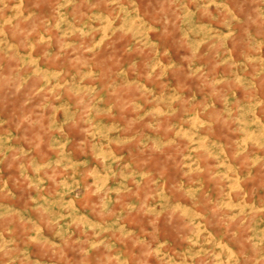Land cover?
<instances>
[{"label": "rangeland", "instance_id": "1", "mask_svg": "<svg viewBox=\"0 0 264 264\" xmlns=\"http://www.w3.org/2000/svg\"><path fill=\"white\" fill-rule=\"evenodd\" d=\"M0 264H264V0H0Z\"/></svg>", "mask_w": 264, "mask_h": 264}]
</instances>
